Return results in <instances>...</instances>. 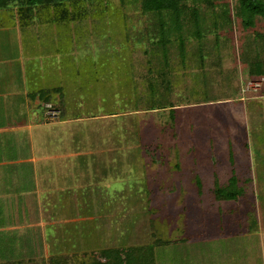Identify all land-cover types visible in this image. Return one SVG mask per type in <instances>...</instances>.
Instances as JSON below:
<instances>
[{
  "label": "rangeland",
  "instance_id": "obj_1",
  "mask_svg": "<svg viewBox=\"0 0 264 264\" xmlns=\"http://www.w3.org/2000/svg\"><path fill=\"white\" fill-rule=\"evenodd\" d=\"M187 3L204 29L198 39L184 29L183 44L167 46L166 58L155 43L158 18L139 0L87 6L104 13L67 28L21 29L28 88L65 87V118L81 121L45 126L52 137L34 141L33 150L28 139L16 146L7 134V150L80 154L89 170L73 158L34 165L47 178L57 174L58 190L48 197L55 210L0 211V264L14 250H4L11 243L2 232L13 217L32 239L41 217L62 264L102 263L104 251L131 249L147 264H264V79L257 92L246 91L261 80L250 76L260 63L264 72V19L240 0ZM19 8L0 9V27L18 25ZM20 167L32 172L31 163Z\"/></svg>",
  "mask_w": 264,
  "mask_h": 264
},
{
  "label": "crops",
  "instance_id": "obj_2",
  "mask_svg": "<svg viewBox=\"0 0 264 264\" xmlns=\"http://www.w3.org/2000/svg\"><path fill=\"white\" fill-rule=\"evenodd\" d=\"M20 33L21 29L18 25H12L10 28L0 27V176H5L8 183V188H4L6 190L5 193L4 189L3 193H0V211L7 210L10 205H16L21 212L27 210H55L49 206L57 203L51 201L48 197L55 194L54 192L58 190L57 174L54 175V178H47V172L34 165L43 161L58 162L61 159L73 158L76 159L75 163H81L78 169L87 173L89 170V158L80 154L74 156L39 155L37 157H26L23 153L17 154L14 147H12L9 154L7 150L9 142L7 134H12V140L14 144L16 141V146H22L21 141L28 139L29 148L33 150L34 141L41 144L51 139L52 135H48L45 132V126H63L65 124L68 125L70 122L72 123V121L78 123L81 121L78 118L74 120L65 118L67 115L65 87L55 85L34 90L28 88L29 84L25 80L26 72L24 70L25 63ZM18 70L20 72L19 77L23 80L22 83L20 81V84L16 81ZM55 71H58L57 68ZM45 88H59L61 92L56 94L51 102L44 104L40 98L39 90ZM20 98L23 100V104L22 107L18 108L14 100H19ZM47 104L54 105L53 108L58 111L59 115L56 119H47L45 115ZM55 104H58L57 107ZM39 108L43 112L42 118L40 117ZM19 137H22V139L19 140ZM63 137L65 138L66 135L64 134ZM26 163L32 164V172H26L20 167ZM29 179L30 181L32 180L30 188L28 181H26ZM10 188L12 191H9ZM14 191L16 196L12 200L7 196L9 192L14 193ZM3 195L4 197H2ZM21 204H29V207L26 208ZM41 204L44 206L41 207ZM61 209L63 210V208ZM80 209L82 210L83 208L80 207ZM13 218L7 221L8 226L4 230L2 229V232L5 234V238L9 240V243H11L4 250L14 248L15 251H11V258L1 264H39L40 260L41 264H49L51 257L63 255L55 252L52 248L55 247L54 245L58 241L55 237L51 238V242L47 239L49 235L45 234L44 228L41 227L43 226L41 217L39 221L41 226L38 234L33 233L34 231L28 232L31 237H36L35 239L27 238L22 231V227H20L22 222L18 218ZM29 227L36 226L30 225ZM10 233L12 234L8 237ZM220 238L214 237L212 240L213 242L223 241ZM203 240L204 238H202ZM48 243L51 244L52 249L48 248ZM237 251L238 249L234 250V252ZM4 255L1 253L0 259Z\"/></svg>",
  "mask_w": 264,
  "mask_h": 264
},
{
  "label": "trees",
  "instance_id": "obj_3",
  "mask_svg": "<svg viewBox=\"0 0 264 264\" xmlns=\"http://www.w3.org/2000/svg\"><path fill=\"white\" fill-rule=\"evenodd\" d=\"M197 1V0H194ZM244 7H249L248 10L252 15H258L264 19V4L256 0H240ZM107 0H0V9H5L9 5L19 6L17 11L18 27L22 30L38 27H68L72 24H79L88 18L97 19L99 15L104 13V9L91 11L87 6L95 8L103 6ZM140 9L143 13H151L158 18L156 27V46L162 51V55L166 58L168 53L167 46L172 43L182 45V32L192 31V36L199 38L201 35L202 18L197 8L189 6L187 0H139ZM208 2V0H206ZM69 29V28H68ZM58 34V33H57ZM69 34V32L67 33ZM67 41V35L63 36ZM175 38V41H171ZM182 48V46H180ZM162 61L166 62L162 59ZM255 73L263 78V70L260 63V69L256 67ZM251 73V72H250ZM162 76L164 74L162 73ZM59 88L40 89L39 94L42 103L46 104L54 99V96L60 93ZM232 180V179H230ZM227 200H232L233 193L225 194ZM222 195V198L225 197ZM140 251V250H139ZM143 251V249H142ZM143 255V254H142ZM141 252L136 254V250L131 249L127 253L120 255L115 251H104L100 254L102 263L93 262V264H147L146 255L142 256ZM61 257V256H60ZM59 256L51 257L49 264H62ZM144 260H143V258ZM144 262V263H143Z\"/></svg>",
  "mask_w": 264,
  "mask_h": 264
},
{
  "label": "built area",
  "instance_id": "obj_4",
  "mask_svg": "<svg viewBox=\"0 0 264 264\" xmlns=\"http://www.w3.org/2000/svg\"><path fill=\"white\" fill-rule=\"evenodd\" d=\"M264 78H261L260 81H250L248 84V87L246 91L249 92H257L260 89V86L262 85L261 81H263ZM244 92V91H243ZM47 119L53 120L56 119L59 115L58 111L55 110L51 104L46 105V113H45Z\"/></svg>",
  "mask_w": 264,
  "mask_h": 264
}]
</instances>
